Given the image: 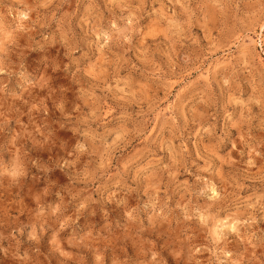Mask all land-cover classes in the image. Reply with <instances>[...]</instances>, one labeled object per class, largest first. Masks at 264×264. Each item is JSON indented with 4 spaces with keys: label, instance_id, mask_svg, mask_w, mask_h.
Listing matches in <instances>:
<instances>
[{
    "label": "rangeland",
    "instance_id": "374dc122",
    "mask_svg": "<svg viewBox=\"0 0 264 264\" xmlns=\"http://www.w3.org/2000/svg\"><path fill=\"white\" fill-rule=\"evenodd\" d=\"M0 264H264V0H0Z\"/></svg>",
    "mask_w": 264,
    "mask_h": 264
},
{
    "label": "clouds",
    "instance_id": "9594fccd",
    "mask_svg": "<svg viewBox=\"0 0 264 264\" xmlns=\"http://www.w3.org/2000/svg\"><path fill=\"white\" fill-rule=\"evenodd\" d=\"M11 175H12V177H13V178H15V177H16V173H12Z\"/></svg>",
    "mask_w": 264,
    "mask_h": 264
}]
</instances>
